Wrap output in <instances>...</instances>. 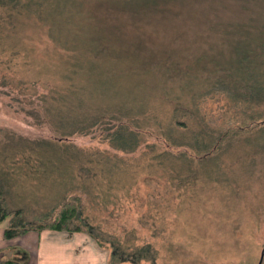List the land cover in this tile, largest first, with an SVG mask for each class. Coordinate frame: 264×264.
Here are the masks:
<instances>
[{"label": "rangeland", "instance_id": "rangeland-1", "mask_svg": "<svg viewBox=\"0 0 264 264\" xmlns=\"http://www.w3.org/2000/svg\"><path fill=\"white\" fill-rule=\"evenodd\" d=\"M24 2L0 0L2 206L32 214L69 193L79 223L114 253L111 263L256 264L264 151L239 140L210 161L187 162L176 155L180 146H164L160 130L176 116L181 135L199 130L205 142L263 108L239 60L262 58L264 0H50L55 16L46 22ZM69 15L81 46L49 34L50 22L61 32ZM76 64L81 80L100 85L98 96L124 107L118 125L137 133L134 148L117 147L108 117L89 125L88 111H66L62 89L77 78Z\"/></svg>", "mask_w": 264, "mask_h": 264}, {"label": "trees", "instance_id": "trees-1", "mask_svg": "<svg viewBox=\"0 0 264 264\" xmlns=\"http://www.w3.org/2000/svg\"><path fill=\"white\" fill-rule=\"evenodd\" d=\"M50 0H25L24 5L27 6L29 9L30 7L34 6V11L39 15V18L45 19L44 22H46V18L55 16V12H48L47 6L49 4ZM134 1V4L136 3H145L149 2L150 4H153L155 0H131V2ZM141 1V2H140ZM52 8L54 5V1L52 2ZM66 13V10H61L59 14ZM80 13L76 10V14ZM66 21L62 24L64 27L61 28L62 31H55L56 29L59 30V24L56 20L50 22L49 27V34H51L52 37H54L57 40L61 41L68 45V41L73 39V36L75 38V42L73 43V47L81 46L79 43L80 36L77 34L76 30L72 27H69L70 22V15L65 18ZM51 26V29H50ZM51 30V33H50ZM56 32V34H55ZM73 32V34H72ZM262 42L264 43V33L262 34ZM57 37V38H56ZM59 38V39H58ZM264 52V47L262 49V52ZM261 56V54H260ZM246 57V58H245ZM244 59L247 63L243 62L240 63L242 67H244V70L248 69V74L246 76H249V80L246 81L245 85L247 88H250L251 94L250 98L254 99V102L257 104H262L263 108L257 109L254 115L248 116V118L241 120L240 122H232L228 126L224 127L222 131L218 130L216 131V134H210L207 138V141L204 142L206 134L202 131H195L194 135L192 134L189 138H185L184 135H181L185 133L186 127L184 124L180 123V120L176 119V116L170 117L168 121L166 122V126L160 130L162 135L164 136V146L169 148L170 146L178 145L180 146V150L176 152V155L178 158H181L183 160L193 159L194 157H198L200 160H208L209 161L215 157L219 156L222 152L217 153L218 148L221 147H229L232 146V143L235 141H243L247 146H252L256 150H262L264 151V53L262 55V58L260 57L258 60L259 62L255 65L253 56H249L245 53L243 56H240V60ZM257 61V60H256ZM248 62H253L248 63ZM251 65H254L250 67ZM78 64L75 65V71L77 72L78 76L75 79V81L62 89V92L64 93L62 99L64 100V104L66 105L67 110L70 113L79 111L81 113L82 111H88L87 115H89L91 118L87 119L85 124L89 125H98L101 122L100 121L105 116L108 117L107 122L109 124V120H112L113 123L112 127H116L112 133H110L112 139L116 140V145L119 148L122 149H128L129 145L131 146V149L134 148V146L137 144V133L132 132L128 130L127 128L118 125L121 123H126L121 118L122 113L121 109H124L122 105L114 104L110 100L103 99L102 96H98L101 93L100 85H95V87L91 86L90 84H87V80H81L80 76L84 74V66L83 69L77 68ZM254 67H257L258 69H255ZM250 68H254L253 71L250 70ZM237 70V69H235ZM238 71V70H237ZM80 72V74H79ZM88 72V71H86ZM69 81H72V79H69ZM57 86V85H56ZM56 86H53L50 88V92H55ZM55 90H54V89ZM67 94V95H66ZM42 95V96H41ZM40 98L44 99V94H39ZM45 100V99H44ZM52 107L55 111H59L58 107L53 106L52 104L48 103L47 108ZM142 107L141 105L139 106ZM134 108V107H133ZM79 109V110H78ZM119 113L122 115L120 116ZM125 114V113H124ZM157 123H161V120H158V116H154ZM135 119V118H133ZM85 121V120H84ZM106 122V123H107ZM138 123V120H137ZM174 123V126H178L177 128L173 127L171 124ZM116 124V125H115ZM158 124V125H159ZM177 131V132H176ZM179 133L178 135H173V133ZM197 134H200L197 136ZM172 137V139H171ZM162 138V139H163ZM198 139V143H196V139ZM121 139H124L125 141H121ZM167 139V140H165ZM171 140V141H170ZM200 140V141H199ZM120 142H123L120 144ZM128 144V147H126ZM122 146V147H120ZM187 146V147H186ZM183 147V148H182ZM189 148V149H188ZM191 148V149H190ZM226 148V149H227ZM193 149V150H192ZM163 153L166 156H171V153L165 149ZM188 159V160H187ZM19 213L18 210H6L2 204H1V197H0V221L7 218L9 215L6 225L3 229V233L5 237H11L15 234H18L20 232H23L25 230L29 229H41V228H50L55 230H66V231H73V230H79L83 228L85 225L84 223H79V209H78V199L75 197H72L70 199H67L65 202H63L59 208L55 211L53 214V217L48 220L45 223L42 224H36V225H24L20 222L19 219H15L14 216H17ZM85 228V227H84ZM0 264H19L15 260L11 259H1Z\"/></svg>", "mask_w": 264, "mask_h": 264}, {"label": "crops", "instance_id": "crops-1", "mask_svg": "<svg viewBox=\"0 0 264 264\" xmlns=\"http://www.w3.org/2000/svg\"><path fill=\"white\" fill-rule=\"evenodd\" d=\"M68 195L60 194L61 197L53 200L51 205L35 208L32 214L17 204L9 210H18L24 225L41 224L52 217ZM6 221L7 218L0 221V260L11 259L19 264H118L116 261L111 263L114 253L99 244L90 232L89 223L84 224L83 230L29 229L5 237Z\"/></svg>", "mask_w": 264, "mask_h": 264}, {"label": "water", "instance_id": "water-1", "mask_svg": "<svg viewBox=\"0 0 264 264\" xmlns=\"http://www.w3.org/2000/svg\"><path fill=\"white\" fill-rule=\"evenodd\" d=\"M263 253H264V245H263V247L260 250L259 257H258V260H257L256 264H261V261H262V258H263Z\"/></svg>", "mask_w": 264, "mask_h": 264}]
</instances>
